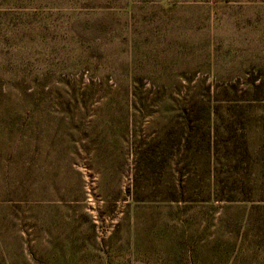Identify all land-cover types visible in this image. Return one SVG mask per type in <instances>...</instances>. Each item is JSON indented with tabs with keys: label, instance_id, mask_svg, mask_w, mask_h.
Masks as SVG:
<instances>
[{
	"label": "rangeland",
	"instance_id": "obj_1",
	"mask_svg": "<svg viewBox=\"0 0 264 264\" xmlns=\"http://www.w3.org/2000/svg\"><path fill=\"white\" fill-rule=\"evenodd\" d=\"M211 121L264 159V0H0V264H264V207L202 202Z\"/></svg>",
	"mask_w": 264,
	"mask_h": 264
},
{
	"label": "trees",
	"instance_id": "obj_2",
	"mask_svg": "<svg viewBox=\"0 0 264 264\" xmlns=\"http://www.w3.org/2000/svg\"><path fill=\"white\" fill-rule=\"evenodd\" d=\"M71 97L74 96L71 95ZM257 103L256 100L248 101L246 104L247 107H255L254 105H257ZM248 116H250L249 113ZM168 125L172 136V158H185V153L191 151L189 134L184 133L187 126L183 127V123L178 124L171 121ZM209 129L208 136L201 139V144L205 147L207 153L211 155L210 157L206 156L204 163L201 165L203 172L206 173V176L202 179L204 196L202 202H243L252 204L255 207L260 205L264 207V159L261 162L252 159L253 153H251L249 143L245 137L237 145L235 138L232 140L226 137L222 140L218 137L219 131L216 123L214 124L211 121ZM224 130L227 134L232 132L233 123H227ZM222 149L227 151L228 155L225 154L223 161H220L215 155ZM259 154L264 158V148H261ZM140 164V161L135 160L134 165L137 170ZM224 168L227 169V175L220 173ZM24 175H28L27 172H24ZM16 184L22 186L21 180H17Z\"/></svg>",
	"mask_w": 264,
	"mask_h": 264
}]
</instances>
